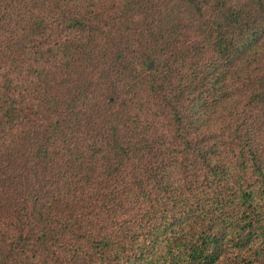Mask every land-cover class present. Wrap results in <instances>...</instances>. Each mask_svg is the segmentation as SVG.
<instances>
[{
	"label": "trees",
	"instance_id": "1",
	"mask_svg": "<svg viewBox=\"0 0 264 264\" xmlns=\"http://www.w3.org/2000/svg\"><path fill=\"white\" fill-rule=\"evenodd\" d=\"M0 264H264V0H0Z\"/></svg>",
	"mask_w": 264,
	"mask_h": 264
},
{
	"label": "water",
	"instance_id": "2",
	"mask_svg": "<svg viewBox=\"0 0 264 264\" xmlns=\"http://www.w3.org/2000/svg\"><path fill=\"white\" fill-rule=\"evenodd\" d=\"M150 66H151V65H150V64H148V68H150Z\"/></svg>",
	"mask_w": 264,
	"mask_h": 264
}]
</instances>
